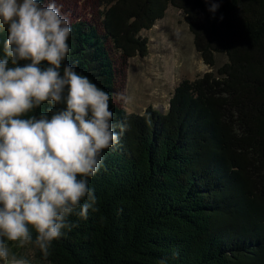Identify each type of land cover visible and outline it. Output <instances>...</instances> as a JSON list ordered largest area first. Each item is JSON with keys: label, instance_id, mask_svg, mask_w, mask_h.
<instances>
[{"label": "trees", "instance_id": "1", "mask_svg": "<svg viewBox=\"0 0 264 264\" xmlns=\"http://www.w3.org/2000/svg\"><path fill=\"white\" fill-rule=\"evenodd\" d=\"M44 0H42V3ZM102 30L71 25L65 63L109 96L119 143L89 181L96 211L54 240L39 264H264V0H104ZM185 14L203 62L216 73L182 80L164 112L114 102L112 48L146 52L139 32L168 6ZM0 29V58L6 38ZM47 103L28 115L47 112ZM50 115V113H49Z\"/></svg>", "mask_w": 264, "mask_h": 264}, {"label": "clouds", "instance_id": "2", "mask_svg": "<svg viewBox=\"0 0 264 264\" xmlns=\"http://www.w3.org/2000/svg\"><path fill=\"white\" fill-rule=\"evenodd\" d=\"M219 0L209 4L213 15ZM0 261L29 264L7 242L47 258L54 240L88 219L89 181L119 143L109 94L65 63L71 25L56 0H0ZM47 103V112L28 115ZM50 113V115H49ZM164 264V261H161Z\"/></svg>", "mask_w": 264, "mask_h": 264}, {"label": "rangeland", "instance_id": "3", "mask_svg": "<svg viewBox=\"0 0 264 264\" xmlns=\"http://www.w3.org/2000/svg\"><path fill=\"white\" fill-rule=\"evenodd\" d=\"M56 4L70 23L84 20L102 30L104 0H56ZM139 36L146 38V52L144 55L136 53L127 60L109 44L116 68L114 102L128 113H142L149 106L166 111L179 82L193 81L208 71L216 73L227 60L224 54L217 53L214 66L206 65L194 47L185 14L171 5L163 18L150 29L141 30ZM7 243L18 258H26L29 264H39L30 245L21 248L15 242Z\"/></svg>", "mask_w": 264, "mask_h": 264}]
</instances>
